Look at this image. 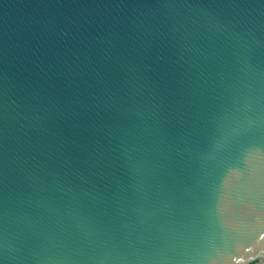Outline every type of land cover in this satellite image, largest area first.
Masks as SVG:
<instances>
[{
	"label": "water",
	"instance_id": "1",
	"mask_svg": "<svg viewBox=\"0 0 264 264\" xmlns=\"http://www.w3.org/2000/svg\"><path fill=\"white\" fill-rule=\"evenodd\" d=\"M0 264H264V0H0Z\"/></svg>",
	"mask_w": 264,
	"mask_h": 264
}]
</instances>
